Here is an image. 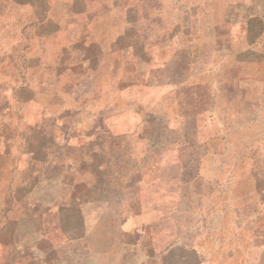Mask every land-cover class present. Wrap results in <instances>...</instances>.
I'll return each mask as SVG.
<instances>
[{
    "label": "rangeland",
    "instance_id": "obj_1",
    "mask_svg": "<svg viewBox=\"0 0 264 264\" xmlns=\"http://www.w3.org/2000/svg\"><path fill=\"white\" fill-rule=\"evenodd\" d=\"M87 1L91 13L77 18L69 14L83 0H0L3 39L24 36L0 49V63L10 54L21 67L0 65V115L22 117L15 136L10 122L0 142V178L15 183L0 184V200L16 193L55 243L67 235L77 244L86 227L114 245L121 227L136 220L132 212L142 210L156 211L152 234L168 240L157 234L160 226L178 227V162L213 161L188 149L178 154L180 107L196 116L183 118V131L203 130L214 113L229 115L231 126L236 114L246 115V124L260 118L264 164V0ZM85 17L97 35L80 31ZM33 18L39 23L32 28ZM74 19H81L76 28ZM78 32L88 49L62 50L78 44ZM37 52L62 73L41 76L38 89L18 88L15 81L37 77L27 68ZM243 151L253 162L254 152ZM216 157L215 164L222 161Z\"/></svg>",
    "mask_w": 264,
    "mask_h": 264
},
{
    "label": "crops",
    "instance_id": "obj_2",
    "mask_svg": "<svg viewBox=\"0 0 264 264\" xmlns=\"http://www.w3.org/2000/svg\"><path fill=\"white\" fill-rule=\"evenodd\" d=\"M83 1V6L71 10L70 12L74 13L69 14L70 16L78 18V14L91 13L90 3ZM72 2L74 6L77 0ZM101 11H92V20L100 19L103 13ZM116 14L120 15V10H117ZM20 20L12 24L14 28L11 30L18 31L15 25ZM80 20L74 19L72 26L76 28V25L81 23ZM91 21L85 17L83 24L79 26L80 31L97 35L99 30L91 28L96 25ZM27 22L32 28L39 23L34 18ZM26 24L21 23L23 27ZM6 31L1 30L0 49L3 47V41L10 44L23 41L24 36L17 33L12 40L3 39ZM61 32L58 28L55 34ZM79 33L76 35L78 41L75 40L78 44H63L62 50L86 51L87 43L81 45ZM37 35L42 39L45 37L41 33ZM35 56L38 57L34 61L27 59V68L37 73V77L28 82L23 81V77L15 81L14 84H18V88L27 87L28 91L38 89L41 76L51 73L55 78L62 73L56 71L57 65L53 60L45 61V58H39L38 52ZM1 59L0 65L3 68H14L21 73V67L12 60L10 54ZM16 99H19L18 95ZM180 110L178 154H183L188 149L191 154L209 155L213 161L218 155L223 157L222 161L216 164V161H209L211 166L208 161L207 166L204 161L197 160L185 165L181 161L178 162L181 167L178 179V210L174 212H178V227L160 226L157 234H168L170 239L161 241L153 236L152 229L161 217L156 215L154 210H142L132 212L136 220L127 221L121 227L120 240L114 245H103L99 242V235L89 234L86 227H83L85 232L79 235L77 244H72L67 235L66 240L55 243L44 234L42 223L39 221L40 215L34 210H22L26 203L17 202V194L10 192L0 200V264H264V164L261 119L254 118L246 124V115L236 114L232 117L234 122L231 126L226 122L230 120L229 115L214 113L209 116L212 123L205 128L202 126L203 130H189L195 127L194 125L189 129L186 127L184 136L189 139L188 144L183 139V118L186 122V117L195 120L196 116L183 114L181 107ZM21 120L22 117L16 112L6 116L0 115V142L3 140L4 127L10 122L14 123L15 136L16 124L18 122L20 128ZM20 136L18 134V139ZM17 137L16 141L19 142ZM195 138H198L199 142ZM195 143H198V150L190 147ZM248 148L250 154L254 152L253 162H247L242 155L243 150ZM14 152L22 153L18 150ZM2 153H8V149H4ZM209 169L210 171H207ZM6 180L0 178V184H15ZM54 212L52 203V217ZM45 214L48 216L49 210H46ZM82 214L81 217L84 218V213ZM171 215L172 213L168 217ZM153 218L156 219L152 221ZM165 221L166 219L163 220L164 223Z\"/></svg>",
    "mask_w": 264,
    "mask_h": 264
}]
</instances>
